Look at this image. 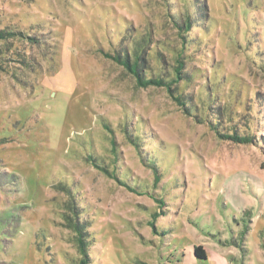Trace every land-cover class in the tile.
<instances>
[{"label":"rangeland","instance_id":"1","mask_svg":"<svg viewBox=\"0 0 264 264\" xmlns=\"http://www.w3.org/2000/svg\"><path fill=\"white\" fill-rule=\"evenodd\" d=\"M6 30L0 264H79L67 190L87 264H264V0H0ZM142 42L144 78L183 57L199 119L112 59ZM229 117L263 141L220 140Z\"/></svg>","mask_w":264,"mask_h":264},{"label":"trees","instance_id":"2","mask_svg":"<svg viewBox=\"0 0 264 264\" xmlns=\"http://www.w3.org/2000/svg\"><path fill=\"white\" fill-rule=\"evenodd\" d=\"M186 20V21H185ZM177 28L179 31L183 33H188L189 29L191 28L192 25V16L187 15V18L184 19L182 22H177L176 21ZM16 36H23L22 34H19L18 32H12V31H0V42H6L9 39H12ZM24 37V36H23ZM186 36H182L183 40L188 43V46H186V43L184 45V50L185 52L189 51L192 43H194L192 40H186ZM143 43V44H142ZM138 43L136 48L132 50V59L128 57V55L123 54L121 55L120 53L116 54L117 56L113 57L112 59L121 65L123 68H125L135 79L136 85L141 88H148V87H157V88H164L172 100L176 102L178 106H180L183 110L185 115H188L189 117H194L196 120L199 119L197 113L191 114L192 112L196 111V108L192 106V100L190 97L186 98L181 96L179 93H177V88L176 85L179 84L180 82H183L184 84L190 83V79L192 76H190L188 73L182 74L181 71L185 69V60H183V57L180 56L176 60L177 66L174 68L173 73L174 76L171 78L169 81H165L161 78H144L143 75V68L144 65L146 64L145 62V43ZM110 57V56H108ZM191 77V78H190ZM192 110V112H190ZM220 120V119H219ZM228 120L230 121L229 125V130L226 128H217V124L219 121L216 123V125L213 126V130L216 131L217 136L219 137L220 140L222 141H229L233 142L235 144H240V145H247V144H253L255 143L256 145L260 143L262 140L258 138V134H255L257 132L258 126H255L253 128V131L250 130L249 125L245 124L243 126L245 130L241 131L239 122L236 120V122L232 119V117H229ZM219 125V124H218ZM247 125V126H246ZM261 132V131H258ZM257 132V133H258ZM262 137V135H261ZM134 143L135 141L132 140ZM137 145V143H135ZM138 146V145H137ZM102 170V168H100ZM104 173L108 174L106 170H103ZM154 171L157 174V171L154 169ZM110 175V174H109ZM158 177V174H157ZM115 178L116 182L118 183L119 186L124 187L127 191L135 193V190L128 186L126 183L118 180L116 177ZM156 181L158 180L157 178L155 179ZM67 193L71 197V201L69 205H67V209L69 211V216H67L66 220L69 223V229H71L75 234H76V246L78 248V252L81 256V259L79 261V264H87L88 262V254L86 252V236L88 235L87 232V223L85 220L80 218L81 215V208L77 205L75 202V197L67 190ZM140 195V194H139ZM159 204L163 205L162 200H157ZM152 225V223L150 224ZM153 227V225H152ZM154 228V227H153ZM193 255L194 257L199 260V261H204L206 260V252L203 249V247L195 246L193 248Z\"/></svg>","mask_w":264,"mask_h":264},{"label":"crops","instance_id":"3","mask_svg":"<svg viewBox=\"0 0 264 264\" xmlns=\"http://www.w3.org/2000/svg\"><path fill=\"white\" fill-rule=\"evenodd\" d=\"M188 259V260H187ZM185 260L189 263V262H192V258L191 257H185Z\"/></svg>","mask_w":264,"mask_h":264}]
</instances>
